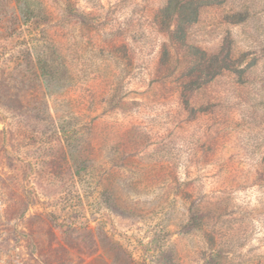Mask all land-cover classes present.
<instances>
[{"label":"rangeland","instance_id":"rangeland-1","mask_svg":"<svg viewBox=\"0 0 264 264\" xmlns=\"http://www.w3.org/2000/svg\"><path fill=\"white\" fill-rule=\"evenodd\" d=\"M166 1L0 0V264H264V0Z\"/></svg>","mask_w":264,"mask_h":264},{"label":"trees","instance_id":"trees-1","mask_svg":"<svg viewBox=\"0 0 264 264\" xmlns=\"http://www.w3.org/2000/svg\"><path fill=\"white\" fill-rule=\"evenodd\" d=\"M225 0H167L166 4L160 8L155 14V25L159 31L164 29L169 34L172 43L185 53L190 52L206 55V52L196 46H192L189 39V29L198 22L200 11L202 8L223 2ZM17 7V0H8ZM192 53V55H193ZM172 53L167 45L163 46L160 64H170ZM195 224H193V227Z\"/></svg>","mask_w":264,"mask_h":264}]
</instances>
